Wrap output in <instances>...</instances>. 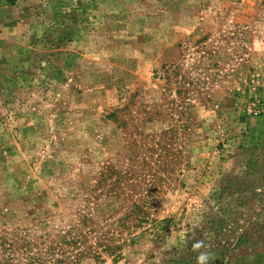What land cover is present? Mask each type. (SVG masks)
Instances as JSON below:
<instances>
[{
    "label": "rangeland",
    "instance_id": "374dc122",
    "mask_svg": "<svg viewBox=\"0 0 264 264\" xmlns=\"http://www.w3.org/2000/svg\"><path fill=\"white\" fill-rule=\"evenodd\" d=\"M84 213L121 249L81 264H175L245 229L228 264H264V0H0V264Z\"/></svg>",
    "mask_w": 264,
    "mask_h": 264
},
{
    "label": "trees",
    "instance_id": "16d2710c",
    "mask_svg": "<svg viewBox=\"0 0 264 264\" xmlns=\"http://www.w3.org/2000/svg\"><path fill=\"white\" fill-rule=\"evenodd\" d=\"M229 186L232 185L229 184ZM114 188H117V186ZM238 189L243 191L240 187ZM144 207L145 205L143 203L134 201L129 207V212L125 217L118 220V222H121L120 226L128 232L129 241L131 243L136 239V235H134L133 231L137 228H141L145 222ZM226 210L227 209L224 208L221 209L222 212H225ZM230 212L233 214L237 211L232 209ZM232 220L233 219L223 218L222 221L218 222L217 227L210 228V230L214 229L213 232L216 234L227 228L233 230L236 227V225L233 224L236 223L237 220L235 218L233 221ZM168 222L169 220L157 221L154 223L153 228H156L159 225L160 230H164L166 229ZM252 225L262 229V226L258 223H253ZM111 227L112 225L108 223H106L105 226L97 225L91 214L84 213L76 226H70L67 230L62 231V235H59L58 241L54 242V244L56 243L54 246L51 243L44 250H37V252L33 253L27 248L21 255L22 258H24L23 264H81L82 259L86 257L92 256L93 258H98L100 257L99 252L92 247L91 241L93 239L97 241L96 245L102 248L101 252H108L109 254L119 257L120 255L116 253V250H120L121 247L113 242L115 233L111 232ZM249 237L250 230L245 229V231L238 237L237 243L233 248L220 249V247L212 246L209 251L215 253V259L211 261V264H228L232 255L236 254V251L246 244ZM41 238L42 237H39V239ZM41 244H43V242ZM26 251H28L27 254ZM201 251H203V249H201ZM196 256L197 252H194L190 245H188L186 250L184 249L180 252H176L173 262L175 264H197Z\"/></svg>",
    "mask_w": 264,
    "mask_h": 264
},
{
    "label": "clouds",
    "instance_id": "9594fccd",
    "mask_svg": "<svg viewBox=\"0 0 264 264\" xmlns=\"http://www.w3.org/2000/svg\"><path fill=\"white\" fill-rule=\"evenodd\" d=\"M210 246L206 245L203 240L196 241L192 245V250L197 252L196 262L197 264H211V261L215 259V253L208 250ZM201 249H204L201 251Z\"/></svg>",
    "mask_w": 264,
    "mask_h": 264
}]
</instances>
